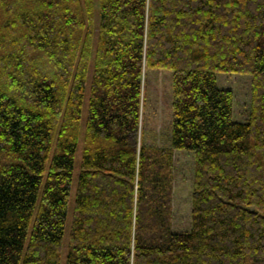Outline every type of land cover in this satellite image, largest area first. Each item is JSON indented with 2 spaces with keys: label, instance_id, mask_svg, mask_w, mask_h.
<instances>
[{
  "label": "trees",
  "instance_id": "16d2710c",
  "mask_svg": "<svg viewBox=\"0 0 264 264\" xmlns=\"http://www.w3.org/2000/svg\"><path fill=\"white\" fill-rule=\"evenodd\" d=\"M151 70L173 73L166 149L139 144ZM218 73L253 77L247 122ZM69 222L64 264H264V0H0V264H63Z\"/></svg>",
  "mask_w": 264,
  "mask_h": 264
},
{
  "label": "rangeland",
  "instance_id": "374dc122",
  "mask_svg": "<svg viewBox=\"0 0 264 264\" xmlns=\"http://www.w3.org/2000/svg\"><path fill=\"white\" fill-rule=\"evenodd\" d=\"M143 110L139 144L157 148L172 146L173 120V73L168 70L145 71ZM221 88L231 90L234 96V118L247 122L251 116L253 100V77L237 73H218ZM89 98L85 99L84 119L88 117ZM82 143L76 159V172L73 185L74 202L76 182L80 170ZM173 228L176 232L190 231L192 228L193 192L196 174V156L193 152L174 150L173 157ZM70 222L67 227L63 264L68 252Z\"/></svg>",
  "mask_w": 264,
  "mask_h": 264
}]
</instances>
